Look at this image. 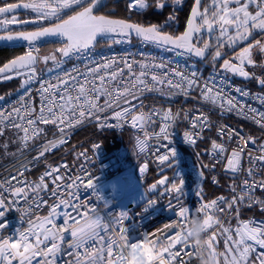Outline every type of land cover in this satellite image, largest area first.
Instances as JSON below:
<instances>
[{"label":"snow or ice","instance_id":"6c2138e0","mask_svg":"<svg viewBox=\"0 0 264 264\" xmlns=\"http://www.w3.org/2000/svg\"><path fill=\"white\" fill-rule=\"evenodd\" d=\"M183 3L184 0H129L127 8L130 12L148 9L163 11L166 7H172L173 11L163 23L147 25L98 14L104 0H21L20 3H5L0 6V33L6 34L0 35V41H23L27 50L0 66V80L23 76L25 79L21 87H26L39 79L37 66L41 63L47 65L51 61L54 68H59L65 58L88 50L98 39L119 43L130 41L135 35L145 43L169 50L179 49L182 55L210 58L213 66L222 60L221 71L255 80L264 87V74H257L256 71L259 69L264 73V0H193L184 31L180 34L165 31L166 27L176 22L177 9ZM21 10H30L34 18L20 20L14 13ZM68 11L73 14L66 15ZM10 15L11 19L8 18ZM28 24L35 25L34 30L10 31L11 25L24 27ZM117 36L119 40L115 39ZM53 37L60 40L61 46L48 54H41L39 45ZM230 51L233 55L225 58ZM256 56L261 59L258 61ZM136 67L139 68L138 72ZM164 69L166 65L163 63L112 57L92 67L85 66L83 73L73 69L62 76L58 75L54 78L56 83L41 82L38 110L32 102L30 91H25L10 111H0V137L11 132L15 137L13 142L20 144L17 153H8V143L5 142L2 145L5 154H22L30 143L45 133V126H55L60 134L59 139L48 140L39 146L33 143L31 150L37 154L19 164V169L27 170L30 164L38 162L46 153L67 143L66 136L73 127L89 117L103 126L107 118L101 119L100 114L111 111L112 118L117 121L114 126L130 124L138 133H143L136 136L139 152L146 151L151 140L167 141L162 145L164 154H157L156 160L160 166L174 167L177 152L171 146L169 129L181 113L173 112L171 108L155 107L145 112L142 103H132L145 91H162L158 86L163 85H167L169 95L187 96L191 90L199 88L202 100L230 112L236 111L264 128V112L239 104L214 82L201 83L195 72L188 75L175 69ZM48 70L52 71L51 68ZM73 72L77 74L73 75ZM236 91L243 96L249 95L239 88ZM101 98L103 103H100ZM257 98L264 104V94H258ZM157 118L159 131L149 132ZM183 118L189 119L188 110L184 111ZM190 125V129L183 133L184 140L190 145H195L203 138V131L211 127L209 117L199 111L191 117ZM218 135L227 139L224 142L211 141L209 155L217 162L225 159L227 143L233 137L238 141L237 147L227 154L224 164L226 174L233 178L229 188L235 194L231 199L219 196L205 201L202 183H198L195 192L198 204L193 208L187 207L181 202L185 196L184 178L177 173L172 178L163 175L162 168L161 178L151 184L148 191L164 186L160 197L170 195L176 200L175 205L169 202V207L174 209L177 219L138 237L133 236L131 226L126 223L129 219L127 210L104 215L102 211L107 208L106 203L101 208L98 204L92 205L91 200L81 198L82 187L94 189L95 185L85 169H81L86 173L85 177H70L66 175L67 164L47 165L46 170L32 181L24 176V171H15L10 177L0 180V264H59L62 256H66L64 264H128L129 247L137 243L144 250L148 264H190L191 258H200L199 249L191 243L188 227L194 213L203 218L208 230L206 243L215 264H264V223L241 220L239 216L242 205L252 207L259 204L264 211V201L254 197L256 188L264 190V178L256 179L257 165L264 170V143L256 147L254 155L244 146L245 137L235 129L221 126ZM247 143L256 146L257 138L249 135ZM98 146L93 145V148L97 149ZM245 153L250 165L247 169L242 166ZM207 167L202 165L199 170L202 179L203 169ZM62 168L65 172L61 171ZM146 169L147 164L141 167V173ZM241 172H245L248 179L242 180L237 192L234 180ZM212 180L218 183L215 176ZM5 193H8L7 197ZM20 201L25 207H20ZM156 202L149 198L143 211ZM44 208H47V212L41 215ZM10 209L20 213V220L27 227H18L5 235L8 229L5 217ZM232 219L237 220L234 228ZM221 239L224 248L218 251ZM188 248H191L190 252ZM184 256H188L189 260H185Z\"/></svg>","mask_w":264,"mask_h":264},{"label":"built area","instance_id":"2783aa9c","mask_svg":"<svg viewBox=\"0 0 264 264\" xmlns=\"http://www.w3.org/2000/svg\"><path fill=\"white\" fill-rule=\"evenodd\" d=\"M115 39L119 40L120 37L117 36ZM53 42H56L58 47L61 46L60 40L55 39ZM46 43L47 41H43L39 45L41 54H43V47ZM15 47L22 48L24 52L27 50L25 43H18ZM112 57H117L118 60L123 57L129 61L143 60L155 64L163 63L166 65L164 70L175 69L188 75L195 72L201 83L205 81L214 82L221 87L223 93L234 97L239 104L264 112V104L257 98L258 94H264V92L259 89H252L235 79L230 73L221 71L218 62L213 66L210 58L200 59L195 56L182 55L179 49L169 50L161 48L152 43H145L135 36H132L130 41L125 40L119 43H114L107 39H99L88 50L65 58L59 68H54L51 61L47 65L39 64L37 66L39 79L26 87L20 86L13 95L0 100V111H10L11 107L16 105L20 97L25 94V91H30L32 102L38 110L40 106V93L38 90L41 82L50 81L51 83H56L57 81L54 78L58 75L62 76L73 69L83 73L85 66L92 67L95 63L103 62ZM149 58H154V60L150 61ZM119 66L123 67L122 64ZM50 68L52 71L48 70ZM136 71H139L138 67H136ZM72 74L76 75L77 73L73 72ZM127 76V71H125V79H127ZM24 79L25 77L22 76V81ZM158 87L163 90L145 91L132 103L135 105L142 103L144 105L143 111L145 112L155 107L158 109L171 108L173 112L179 111L181 113L180 118L169 129L172 140L171 146L177 152L175 158L177 163L174 167L160 166L156 160L157 154H164L165 149L162 145L167 144V141L157 142L156 140H151L146 151L141 153L136 147V136H142L143 133H138V130L131 127L130 124H123L121 127L114 126L117 121L112 118V112L107 111L100 114L101 119L107 118V123L103 126L96 119L89 117L83 123L70 130L66 136L67 143L46 153L38 162L30 164L27 170L19 169V164L23 163L25 158L31 160L37 154L34 150H31L33 143L35 146H39L48 140L59 139L60 134L55 126H45V133L39 139L30 143L28 149L0 165V180L10 177L17 170L24 171V176L29 181L36 180L46 170L47 165L57 166L61 164L68 165L67 176L75 177L79 175L85 177L86 173L81 171L83 168L91 175L95 185L94 189L82 187L80 189L81 198L91 200L92 205L98 204L101 208L106 203L107 208L102 211L104 215L112 212L118 214L121 210H127L129 219L126 223L131 226L134 237H138L141 233L153 232L165 223H170L172 220L177 219L174 209L169 207V202L175 205L176 200L170 195L160 197V192L164 191V186H161L158 190L148 191L149 186L161 178L162 168L163 175L172 178L173 174L177 173L184 178L185 196L181 198V202L187 207L193 208L198 204L195 195L198 183H202L205 201H210L219 196L231 199L235 194L229 188V185L233 183V178L230 174H226L224 164L226 163L227 154L237 147V138L233 137L227 143V153L222 162H217L209 155L211 141L224 142L227 137L225 136L222 139L218 135V129L221 126H227L229 129H235L240 135L245 137L244 146L255 155L256 147L264 143V128H261L252 119L239 115L236 111L230 112L226 109H221L218 105L202 100L199 88L191 90L189 95L185 96L183 94L169 95L168 92L170 90L167 85ZM237 88L248 92L249 95H241L240 92L236 91ZM171 91L175 92V90ZM100 103H103V98H101ZM186 110L189 111V119L187 120L183 118V113ZM137 111H140V109L137 108ZM198 111L209 117L211 127L203 131L202 139H199L195 145H190L184 140L183 133L190 129V119L193 115L198 114ZM86 126H93V132L95 133H107V141L93 139L90 136H83L78 140H74L76 133ZM159 127L160 122L159 118H157L154 127H150L148 130L149 132H158ZM249 135L257 138L256 146L247 143ZM93 145L99 146L94 149ZM59 152L62 156L57 160H52L51 155ZM81 153L85 155H79ZM145 164H147V169L141 173L140 169ZM202 165H208L207 168L203 169V179L199 175ZM212 165H215V167L213 168ZM242 166L244 169L250 166L247 153L244 154ZM261 167L257 165V180L264 178V170H261ZM61 171L65 172V169L62 168ZM213 176L217 178L218 183L213 182ZM244 179H248L245 172H241L235 177L234 182L237 186V192L240 191V185ZM49 186L51 187V184ZM5 196L7 197L8 193H5ZM98 197L102 199H98ZM254 197L264 201V190L256 188ZM149 198L157 200V202L148 207L146 211H143L144 205ZM20 207H25L23 201H20ZM46 212L47 208H44L40 214L43 215ZM233 214H235V209ZM239 216L241 220H255L257 223H264V211L261 210L259 204H254L252 207L242 205ZM5 219L8 226V229L5 230V235L14 232L18 227H27V224L20 220V213L15 209H10L6 213ZM221 219H224V217H221ZM225 223L227 224V221ZM231 224L235 227L237 220L232 219ZM222 250L223 247L220 240L218 251ZM187 251L190 252L191 248H188ZM183 258L189 260L188 256ZM64 259H66V256L61 257L59 264H64ZM190 264H200L199 259L191 258Z\"/></svg>","mask_w":264,"mask_h":264},{"label":"trees","instance_id":"16d2710c","mask_svg":"<svg viewBox=\"0 0 264 264\" xmlns=\"http://www.w3.org/2000/svg\"><path fill=\"white\" fill-rule=\"evenodd\" d=\"M128 0H109L106 6L102 8V11L106 12L107 15L115 17V18H121V19H130V18H137L136 22L142 23V24H150L153 23V20H155L157 16V10L155 9H148L144 13L140 12H130L127 8ZM78 10V9H76ZM72 11H69L66 15H71ZM152 20V21H149ZM52 42H47L43 50L48 51L51 48ZM54 43V42H53ZM23 49L19 47H11V46H1L0 47V66L3 65L5 62L10 60L11 58L23 53ZM22 83V76L14 77L12 79L7 80H0V97L7 96L10 97L15 93V91L20 87ZM243 83V82H242ZM244 84V83H243ZM246 85V84H245ZM248 86V85H247ZM250 87V86H249ZM252 89H258L256 87H250ZM88 127V126H86ZM85 128V127H84ZM83 129V128H82ZM81 129L76 133L74 140H78L83 136H90L93 139H102L105 142L107 141L108 134L107 133H95L92 132L91 134L86 135H80ZM10 133V134H7ZM44 138V137H42ZM6 140L8 143L7 152L8 153H17V150L20 148L19 143H14L15 137L11 132H6L3 137H0V144L1 141ZM1 146V145H0ZM1 148V147H0ZM18 155V154H17ZM17 155H6L5 149H0V165L4 164L5 162L13 159ZM62 156V154L56 153L54 155H51L52 160H57Z\"/></svg>","mask_w":264,"mask_h":264},{"label":"flooded vegetation","instance_id":"af4514ba","mask_svg":"<svg viewBox=\"0 0 264 264\" xmlns=\"http://www.w3.org/2000/svg\"><path fill=\"white\" fill-rule=\"evenodd\" d=\"M19 2H21V0H0V6H3L5 3H19ZM108 2H109V0L106 1L104 6H106ZM192 4H193V0H184L183 6L179 7L177 9V12H176L177 20H176V22L173 23L170 27H166L164 30L167 32L174 33V34L182 33L185 29L186 21L189 17ZM157 11H158L157 16H156L155 20H153V23H163L164 20L167 18L168 14L171 13L173 11V9H172V7H166L163 11H159V10H157ZM14 14L16 16H18V18L20 20H28V19L34 18V14L30 10H28V11L23 10L20 12H16ZM98 14L107 15L105 11L104 12L102 11V9L100 11H98ZM8 18L11 19V15ZM65 18H66V16H65ZM130 20L133 22H136L137 18L133 17V18H130ZM149 21H152V20H149ZM9 27H10V31L19 32V31L34 30L35 25H28V26H24V27L11 25ZM2 34H6V33H0V35H2ZM257 38H259V37H257ZM243 46L244 45H240V47H243ZM238 50L239 49H236V51H238ZM232 55H233V52L230 51V52H228V56L225 58H228ZM255 58L258 61L261 59L260 56H256ZM221 62H223V61L221 60ZM249 71H252V69L249 68ZM256 71H257V74H264V73H261V71L259 69H257ZM240 81L243 82L244 84L250 86V87H256L259 90L264 92V87H261L255 80L246 79V80H240Z\"/></svg>","mask_w":264,"mask_h":264},{"label":"clouds","instance_id":"9594fccd","mask_svg":"<svg viewBox=\"0 0 264 264\" xmlns=\"http://www.w3.org/2000/svg\"><path fill=\"white\" fill-rule=\"evenodd\" d=\"M188 227L191 233V243L199 249L200 264H215V258L210 254L206 243L208 230L203 218L194 213L189 220ZM128 264H148L144 250L138 243L129 247Z\"/></svg>","mask_w":264,"mask_h":264},{"label":"rangeland","instance_id":"374dc122","mask_svg":"<svg viewBox=\"0 0 264 264\" xmlns=\"http://www.w3.org/2000/svg\"><path fill=\"white\" fill-rule=\"evenodd\" d=\"M128 2H129V0H128ZM127 2V3H128ZM146 11V10H145ZM145 11H142V12H140V13H144ZM132 12H137V11H132ZM49 42H52L50 45H51V48H50V50H48V51H44L43 50V54H48L50 51H52L53 49H56V48H59L58 47V44L56 43V42H54L53 43V41H49ZM22 84V83H21ZM21 86V85H20ZM3 97V99L4 98H7V96H2ZM94 131V127L93 126H88V127H85V128H83V129H81V131H80V135H86L87 133L88 134H90L91 132H93ZM7 134H10V133H7ZM6 142V140H3V141H1V148L0 149H2L3 147H2V145L4 144ZM232 225V227L234 228V226H233V224H231ZM221 243H222V247L224 248V243H223V240L221 239Z\"/></svg>","mask_w":264,"mask_h":264},{"label":"water","instance_id":"95a60500","mask_svg":"<svg viewBox=\"0 0 264 264\" xmlns=\"http://www.w3.org/2000/svg\"><path fill=\"white\" fill-rule=\"evenodd\" d=\"M106 1L107 0H104V5H105V3H106ZM20 3V2H19ZM104 7V6H103ZM103 7H101L100 9H99V11L103 8ZM21 11H23V10H21ZM18 12H20V11H18ZM28 25H32V24H28ZM28 25H25V26H28ZM15 26H18V25H15ZM32 31V30H31ZM2 35H5V34H2ZM133 36H135V35H133ZM136 37V36H135ZM55 39H58V38H56V37H53V38H49V39H47V40H45V41H47V42H49V41H53V40H55ZM99 40V39H98ZM98 42V41H97ZM96 42V43H97ZM18 43H24L23 41H15V42H11V43H9V42H7V41H0V47L1 46H4V45H7V46H11V47H15V46H17L18 45ZM95 43V44H96ZM25 53V52H24ZM21 54H23V53H21ZM21 54H19V55H21ZM18 56V55H17ZM16 57V56H15ZM14 58V57H13ZM12 59V58H11ZM9 61V60H8ZM219 64H221L222 62H221V60L220 61H217ZM6 63V62H5ZM1 66H3V65H1ZM231 74V73H230ZM231 75H233V74H231ZM233 77L235 78V79H237V80H246V79H244V78H242V77H239L238 75H233Z\"/></svg>","mask_w":264,"mask_h":264}]
</instances>
